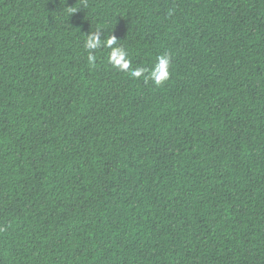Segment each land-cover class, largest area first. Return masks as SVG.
<instances>
[{
  "label": "trees",
  "instance_id": "1",
  "mask_svg": "<svg viewBox=\"0 0 264 264\" xmlns=\"http://www.w3.org/2000/svg\"><path fill=\"white\" fill-rule=\"evenodd\" d=\"M0 264H264V0H0Z\"/></svg>",
  "mask_w": 264,
  "mask_h": 264
},
{
  "label": "clouds",
  "instance_id": "2",
  "mask_svg": "<svg viewBox=\"0 0 264 264\" xmlns=\"http://www.w3.org/2000/svg\"><path fill=\"white\" fill-rule=\"evenodd\" d=\"M116 38L114 36H110L107 38L106 45L108 48L111 49V46L116 43ZM101 41L99 40V37L96 35H87V39L85 41V48L90 50L88 55V61L90 64H93L95 62V56L92 54L93 49H97L101 45ZM127 52H125L121 57H116L115 60L113 59V50L111 49V52L109 54V63H113L115 66H119L121 69L126 70V68L130 67V61L126 58ZM158 59V64L154 67V71L151 73L152 78L154 79V82L159 85L164 80H166L169 76L168 68L170 63V57L168 54H164ZM134 77H139L140 75L133 74Z\"/></svg>",
  "mask_w": 264,
  "mask_h": 264
}]
</instances>
